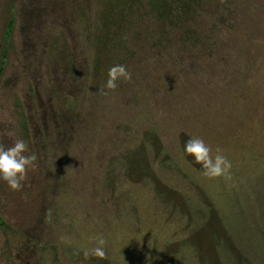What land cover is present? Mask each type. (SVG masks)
I'll use <instances>...</instances> for the list:
<instances>
[{
    "label": "rangeland",
    "instance_id": "rangeland-1",
    "mask_svg": "<svg viewBox=\"0 0 264 264\" xmlns=\"http://www.w3.org/2000/svg\"><path fill=\"white\" fill-rule=\"evenodd\" d=\"M154 1L0 0V143L37 156L21 191L0 180V264H264V0H189L182 23Z\"/></svg>",
    "mask_w": 264,
    "mask_h": 264
},
{
    "label": "clouds",
    "instance_id": "clouds-1",
    "mask_svg": "<svg viewBox=\"0 0 264 264\" xmlns=\"http://www.w3.org/2000/svg\"><path fill=\"white\" fill-rule=\"evenodd\" d=\"M107 81L104 87L107 90L114 91L117 88L119 80L130 81L131 72L125 65H114L109 68ZM107 95V92H105ZM184 151L188 156L194 158V163L201 166L203 175L209 179L223 177L231 180V161L223 154L219 147L213 150L202 138L190 137L185 145ZM29 153V145L23 139H16L15 142L6 147L0 143V180L6 182L13 191H21L24 187L23 182L27 177L30 167H35L37 156ZM98 245L92 249L84 251L85 258L95 257L98 259H108L104 245L106 241L103 237H98Z\"/></svg>",
    "mask_w": 264,
    "mask_h": 264
},
{
    "label": "trees",
    "instance_id": "trees-1",
    "mask_svg": "<svg viewBox=\"0 0 264 264\" xmlns=\"http://www.w3.org/2000/svg\"><path fill=\"white\" fill-rule=\"evenodd\" d=\"M154 3L156 7L153 8L158 12L157 18L160 22H169V21H185L188 17L195 13V7L192 2L189 0H155ZM110 16V12H108L107 16ZM115 16L112 14L111 17L106 18V21L103 25V29H101L98 35V49L99 53L102 54L98 56V58H102V56L106 57L111 50V46L118 34L115 31L117 28V23ZM119 19V18H118ZM170 22V23H171ZM14 22L10 20L8 35H11L13 30ZM6 65V57L1 61V70L5 69Z\"/></svg>",
    "mask_w": 264,
    "mask_h": 264
}]
</instances>
